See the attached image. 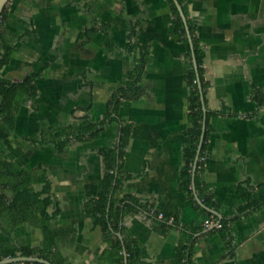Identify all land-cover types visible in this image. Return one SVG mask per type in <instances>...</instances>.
Wrapping results in <instances>:
<instances>
[{
  "label": "crops",
  "instance_id": "crops-1",
  "mask_svg": "<svg viewBox=\"0 0 264 264\" xmlns=\"http://www.w3.org/2000/svg\"><path fill=\"white\" fill-rule=\"evenodd\" d=\"M178 2L202 52L206 111H219L209 119L198 174L201 194L213 207L203 203L191 177L193 199L217 212L219 216L198 204L215 219L196 208L180 186L190 126L187 70L192 51L186 31L187 40L171 32L168 1L6 4L4 28L13 36V53L0 76L17 82L30 72L40 74L34 98L13 101V126L0 119V163L29 172L35 191L43 187L39 178H46L48 211L54 213L49 224L63 233L55 251L68 264H119L110 247L113 238L103 237L87 213V202L101 188L99 150L117 144L122 123L130 125L123 154L129 178L109 198L112 193L116 200L129 195L155 210H172L178 218L176 225H162L140 210L121 213L114 236L120 232L143 250L133 264H178L177 248L183 244L191 247V264H264V204L243 211L238 190L264 185V104L255 99L256 91L264 94V0ZM144 55L147 61L137 77L135 66ZM135 78L141 95L122 100L116 118L96 137L60 146L62 136L56 132L84 117L102 120L113 92ZM0 179L9 202L17 177ZM25 210L26 220L16 224L14 215L0 214V255L12 247L42 248V230L33 212ZM221 219L226 228L215 226Z\"/></svg>",
  "mask_w": 264,
  "mask_h": 264
},
{
  "label": "trees",
  "instance_id": "trees-1",
  "mask_svg": "<svg viewBox=\"0 0 264 264\" xmlns=\"http://www.w3.org/2000/svg\"><path fill=\"white\" fill-rule=\"evenodd\" d=\"M171 11L173 13V20L171 24V32L173 36L180 35L184 40L186 39L185 28L183 21L176 9L173 0H167ZM6 21V5L4 6L0 16V44L2 46V53L0 55V68L5 65L12 56L13 53V36L7 32L4 28ZM192 36L193 52L198 66V76L201 83L202 91L204 92L205 84L203 82V68H202V52L198 47L197 40L193 35V26L188 25ZM147 61L146 56L141 59L135 66L136 76L141 74L143 64ZM40 71H34L28 73L22 80L17 82L8 81L0 76V119L5 122L10 128L13 126V112L12 104L15 100H27L32 99L37 93L34 80L39 76ZM187 79L190 87L188 95V120L190 126L185 130L187 137V144L184 148V163L181 168L180 186L185 190L189 197L192 199L196 208L205 212L210 218L215 217L201 208L193 199L191 188V171L195 158L196 147L199 141L201 127H202V109L200 102V95L196 82V74L192 66V62L188 63ZM137 78L129 82L124 87L116 89L107 104V110L102 120L93 122L89 118L84 117L78 122L69 123L63 133L56 132V135L62 136V140L59 142L60 146H65L73 142H80L86 139L96 137L101 130L105 127L107 122L116 118V112L119 104L124 99L138 98L142 89L136 83ZM255 99L259 105L264 104V94L259 91L255 92ZM219 114V111H206L205 131L200 153L196 162L194 184L195 188L199 191L203 203L208 207H213V203L207 195L201 194L202 188H200V182L198 174L202 171L203 161L205 158L206 140L211 126L209 119L211 116ZM130 136V125L122 123L119 131V140L117 144L112 147L101 148L100 154L103 162V177L101 180V188L96 198H93L87 202V213L92 218L93 223L99 226L102 235L105 239L113 238L110 243L111 250L117 253L116 261L119 264H124L122 255L121 241L114 236V231L119 230V220L121 213H127L130 211H143L147 216L152 217L155 221H158L162 225H166L171 222V225L178 224V218L176 212L168 209L155 210L149 204L140 202L137 198L126 195L120 200H116L112 196L109 198L111 190L113 192L120 188L125 180L129 178V173L123 166V154ZM0 176H16L17 182L13 184L15 189L14 198L8 202L5 199L4 194L0 190V214L9 212L10 215H14V224L23 221V211L29 209L33 212V220L40 226L43 233V246L42 248H31L23 246L20 248H9L3 251L0 258L8 256H16L21 254L22 256H37L41 257L51 264H68L56 251L55 243L56 239L63 233L55 229L49 224V220L54 216L53 212L48 211V207L51 204V197L49 195V184L45 177L39 178L43 182V187L39 191L30 189V184L34 180L29 172L21 169L10 162L0 163ZM20 180V182H18ZM1 182V179H0ZM1 189V183H0ZM239 194L245 201L242 210H246L251 207H259L264 204V185H260L257 189L248 188L246 186L238 187ZM108 210H107V205ZM8 210V211H7ZM14 211V213L12 212ZM222 228H226L228 223L226 220L221 219L219 221ZM110 226L112 229H110ZM124 248L126 251L127 264H133L135 260L143 253L142 248L137 244L134 239H123ZM191 247L187 244L178 246L177 248V263L178 264H191ZM14 264H44L41 262H22Z\"/></svg>",
  "mask_w": 264,
  "mask_h": 264
},
{
  "label": "water",
  "instance_id": "water-1",
  "mask_svg": "<svg viewBox=\"0 0 264 264\" xmlns=\"http://www.w3.org/2000/svg\"><path fill=\"white\" fill-rule=\"evenodd\" d=\"M9 0H0V16L2 13V10L4 8V6L7 4ZM176 9L184 23V27H185V31L187 34V38L191 47V51H192V63H193V68L196 74V82H197V87H198V91H199V95H200V102H201V109H202V113H203V117H202V127H201V133H200V137H199V141L196 147V153H195V158L193 161V165H192V171H191V177H192V187L194 189V174H195V168H196V162L198 159V155L200 153L201 150V146H202V142H203V137H204V131H205V120H206V107H205V103H204V97H203V92H202V87H201V83L199 80V76H198V66H197V62L194 56V52H193V45H192V40H191V35L189 32V27L186 21V17L183 13V10L181 8L180 3L178 2V0H173ZM196 201L198 202V204H200L202 207H204L205 209L215 213L217 216L218 213L215 212L214 210L209 209L208 207H206L204 204H202V202L200 201V199H198L196 197ZM108 206L107 205V210H108ZM117 237L120 239L121 244H122V253H123V258H124V264H127V257H126V251L124 248V243H123V239H122V235L120 232H116ZM41 262L44 264H51L49 261L41 258V257H37V256H22V255H16V256H8V257H4V258H0V264H14V263H22V262Z\"/></svg>",
  "mask_w": 264,
  "mask_h": 264
},
{
  "label": "built area",
  "instance_id": "built-area-1",
  "mask_svg": "<svg viewBox=\"0 0 264 264\" xmlns=\"http://www.w3.org/2000/svg\"><path fill=\"white\" fill-rule=\"evenodd\" d=\"M209 223H210V220H205V225H209ZM215 226H216L217 228H220V227L222 226V224H221L220 222H216V223H215Z\"/></svg>",
  "mask_w": 264,
  "mask_h": 264
}]
</instances>
